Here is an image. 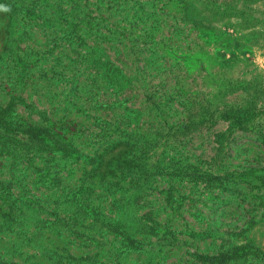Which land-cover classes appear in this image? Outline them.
<instances>
[{
	"label": "rangeland",
	"instance_id": "374dc122",
	"mask_svg": "<svg viewBox=\"0 0 264 264\" xmlns=\"http://www.w3.org/2000/svg\"><path fill=\"white\" fill-rule=\"evenodd\" d=\"M0 8V107L11 91L23 104L10 116L64 123L83 153L97 133L119 127L133 163L123 189L92 199L99 214L83 217L77 238L60 229L77 213L63 191L20 178L9 193L23 186L47 200L42 214L32 209L43 224L0 222L3 264H202L195 255L220 253L233 255L224 264H264V0H0ZM105 60L118 84L96 64ZM1 165L16 175L0 155ZM78 175L62 174L65 192Z\"/></svg>",
	"mask_w": 264,
	"mask_h": 264
},
{
	"label": "trees",
	"instance_id": "16d2710c",
	"mask_svg": "<svg viewBox=\"0 0 264 264\" xmlns=\"http://www.w3.org/2000/svg\"><path fill=\"white\" fill-rule=\"evenodd\" d=\"M96 64L109 72L107 79L111 81V84L119 83L115 74L118 70L112 68L108 60L102 63L97 61ZM10 93L11 91L7 96L8 101L5 106L0 107V155L11 161L15 167L16 175L7 169V166L1 165L3 167L0 169L4 173L9 171V177L5 179L6 181L0 179V222H5L8 229H12L22 226L18 222V218L33 217L37 223V229L40 230L42 227V219L37 217L32 209L38 208L40 209L38 213L42 214L45 210L42 204L47 203V200L34 196L23 186L21 188L24 192H21V195L9 193L10 188L17 187L18 183L25 181V185H30L33 190L55 189L56 191H63V203H70L77 213L75 217L66 219L62 224L60 223L62 222L61 219H58V224H61V230L64 229L65 232L74 234V237L77 238V226H80L83 217H95L99 214L97 206L91 205L92 199H105L104 197L107 195L116 194L117 189H123L127 171H131L133 168L131 165L133 163L129 162L128 153H125L128 146H131L122 142L128 133H124L119 127L101 131L100 134L97 133L96 135L99 142L92 153H83L74 146L72 141L76 138L77 130L68 133L64 123L61 122L57 126L55 122H51L47 118V115H41L40 121L44 122V125L27 124L21 118L10 116L14 112L15 101L23 104L19 97L11 96ZM18 136L20 137L18 138ZM69 162L70 165L73 163L72 165L75 167L66 169ZM75 172H79L78 179L74 186L69 189L66 188L68 190L65 192L62 186V174L71 176ZM28 174L31 176L35 174L34 180L32 179L31 182L26 181L29 177ZM13 177H16L17 180H13ZM20 178H22L21 181H19ZM96 187L103 191L104 196L95 193ZM60 229L58 231H61ZM119 229H117L118 232ZM21 230L23 229L20 228ZM119 234L120 238L124 237L123 239L127 244L138 243L123 230ZM52 254L58 259L68 257L66 252ZM232 256L227 253H220L216 256L195 255L194 258L195 261L202 264H224ZM82 261L83 258H74L76 264H80V262L82 264ZM104 262L107 264L121 263L120 260L111 258L104 259ZM0 264H3L2 259H0ZM86 264L101 263L96 259L89 261V263L86 262Z\"/></svg>",
	"mask_w": 264,
	"mask_h": 264
},
{
	"label": "clouds",
	"instance_id": "9594fccd",
	"mask_svg": "<svg viewBox=\"0 0 264 264\" xmlns=\"http://www.w3.org/2000/svg\"><path fill=\"white\" fill-rule=\"evenodd\" d=\"M0 10H6V9L0 8Z\"/></svg>",
	"mask_w": 264,
	"mask_h": 264
}]
</instances>
